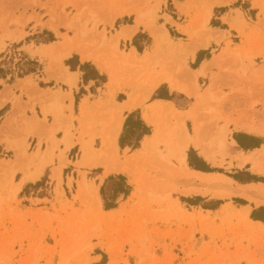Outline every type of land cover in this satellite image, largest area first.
I'll list each match as a JSON object with an SVG mask.
<instances>
[{
  "label": "rangeland",
  "instance_id": "1",
  "mask_svg": "<svg viewBox=\"0 0 264 264\" xmlns=\"http://www.w3.org/2000/svg\"><path fill=\"white\" fill-rule=\"evenodd\" d=\"M190 2L192 5H188L189 0H159L156 8V0H0V52H4L0 74L26 77L33 90L44 85L40 80L42 65L23 52L35 56L30 52L36 50L35 45L57 41L58 51H64L68 44L81 45L97 55L115 73L116 79L121 76L123 83L139 88L147 84L151 71L155 72L157 67H163L164 75H168L166 69L170 66H166L164 59L172 55L177 59L175 55H181L175 49L170 52L169 47L180 48L191 43L186 29L194 28L200 38L208 39L205 54L211 60L204 63L205 67L208 65L204 78L199 83L196 78L194 82L196 95H176L173 102L188 107L203 123L206 132L202 144L214 155L209 164L195 157V149L189 152L190 160L200 169L191 168L210 174L209 183L197 180L195 174L178 164L172 154L171 139L142 152H110L104 155L102 165L94 167L92 154H100L107 140L105 133L113 106L88 117L89 132L83 130L78 137L80 155L75 148L67 156L72 142L67 146L66 137L63 142H56L54 135L66 127L64 135L71 136V113L67 125L61 121L65 107L59 100L52 101L49 107L37 101L38 96L52 91L30 94L28 88L31 118L35 117L39 126L32 129L28 124L32 130L19 141L18 130L25 124V118L16 116L13 121L17 131L7 142H0L3 144V148L0 146V264H264V225L252 223L248 217V210L255 204L241 196L227 195L229 185L236 188L238 184L258 182L263 184L258 186H264L263 176L256 178L240 166V161L245 159L264 170V149L255 157L238 150L237 154H227L219 150L222 140L216 136L217 129H223L222 139L227 145L232 142L235 124L241 122L264 130V55L244 58L245 52L256 53L264 46V0ZM215 6L225 8L212 12ZM120 7L132 13L136 8L142 14L144 35L137 36L135 43L142 47L150 45L152 49L150 55L145 54L147 61L143 57L136 61L142 69L130 59L128 40L118 39L121 25L132 23L135 17L123 16L112 22L113 13ZM209 7V21L202 24ZM47 21L63 25L58 35L43 26ZM236 21L242 24L238 29L233 27ZM36 30L40 32L29 36ZM164 31L168 32V39L162 35ZM102 34L104 43L99 44L95 38ZM21 45L27 46L20 48ZM45 50L47 53L38 57L47 61L46 71L51 77L58 69L55 59L59 53ZM189 57L185 53L186 71L192 76L194 72L187 67ZM18 91V97L12 94L13 103L19 102L24 94L23 88L19 87ZM44 109L53 112L49 113L53 118L51 128L57 124L58 129H53L50 136H38L37 142H27L29 136H35L36 129L47 124ZM132 124L135 135L139 126L136 122ZM192 126L191 121L186 122L190 133ZM99 137L102 146L94 142ZM233 137L245 147L255 145L246 138ZM36 151L49 154L51 162L40 181L31 182L35 184L20 191L26 174L36 170L37 165L27 162V157ZM18 152H23L26 158L18 160ZM83 153L89 160L79 165ZM93 167H101L104 176L105 170H110L111 175L107 174L104 182L103 177L97 178L102 185L94 179L98 171ZM73 169L76 171L71 173ZM56 170L61 172L59 179L54 177ZM215 176L232 182L219 183ZM109 178L112 179L108 181ZM124 184L129 189L126 196L122 193L126 189ZM253 188L264 192V187ZM193 190L201 192L185 194ZM206 190L208 193L202 194ZM30 196L44 199L27 201L25 197ZM101 201L104 210L110 204L115 207L119 204L120 208L114 213H103ZM258 216L264 218V213ZM250 219L253 220L251 216ZM94 255H100L97 263Z\"/></svg>",
  "mask_w": 264,
  "mask_h": 264
},
{
  "label": "crops",
  "instance_id": "2",
  "mask_svg": "<svg viewBox=\"0 0 264 264\" xmlns=\"http://www.w3.org/2000/svg\"><path fill=\"white\" fill-rule=\"evenodd\" d=\"M183 2L185 1H182V3ZM219 8H225V6H215L213 7L212 12H214L215 9H219ZM234 10H237V9H234ZM224 14L227 15V13H224ZM125 16H129V15H125ZM131 16L134 17V15H131ZM223 16L224 15H222L221 18ZM121 17H118V16L112 17V22H114L115 19H118ZM28 22H30V20ZM47 23H49V21L45 22L43 26L55 32V34L57 35H58V29L60 27H63L62 24L57 23L56 28L52 29L47 25ZM226 23L227 22H225V24ZM133 24H134V20H132V23H129V24L123 23L121 25L122 30L118 34H121L125 27L132 26ZM142 28L143 26H140L138 30L133 34L131 39H126V41L128 40V45H129V48H127V51L131 53L130 59L132 61L135 60L134 61L135 65L138 66L140 69H142L143 66L137 65L136 61L138 59H141L142 57L144 58V61H147L148 56H145V54L150 55V51L152 50L149 48L150 45H148L147 47H142V45L139 46L138 44L135 43L137 36L144 35V30ZM39 32H40L39 30H36L35 32L30 33L29 36L37 34ZM55 34L53 33L54 37L56 38L57 36ZM24 40L25 38L23 39V41ZM120 40L124 41V39L122 38ZM25 46L27 45H23V46L21 45L20 48H23ZM80 46L81 45H77V44H68L66 48L64 49V51H58L59 50L58 42L49 41L46 43L35 45L36 50L32 49L30 51L33 53L32 55H35V56H30V54L23 52L24 54L29 55V57H33L32 59H35L37 62H39L40 65H42V71L40 72V76H41L40 80H42L44 84L42 88L38 87V89H34V90L30 89L31 85L29 83L28 78L26 77L14 78V76L9 75L7 72H5V74H0V142H7V139H9L17 131V126L13 121V119H15L16 116L19 119L21 117L25 118V124L20 126L21 128L18 130L19 141L24 140L27 137L26 136L27 132H30L33 128L39 126V121L37 120L38 122L36 124L34 123L35 117L31 118L32 114L29 110V107H30V105L28 104L29 100H28V96L26 95V91L28 88L30 89L29 90L30 94H36V93L38 94L39 90L44 91V92L48 90L52 91V92H47L43 94L42 96L41 95L38 96L37 101H39L41 105L45 103V106L49 107L52 101L59 100L60 104L65 107L63 108V112H62V116H64V118L61 117L62 122L65 121L67 122V125H68V117L72 115L71 117L73 118V121H72L73 128L70 130L71 136L68 134L64 135V129L66 127L63 130L57 131L54 135L56 142H63L65 137H66V142L68 143L72 142L70 148L67 151L68 152L67 156L73 150H75V148L78 149V152L80 155V151H79L80 148H79V144L77 143L80 132L83 130L88 131L89 130V125H88L89 118L88 117L93 114L102 113L103 111H105L106 106L107 107L113 106L110 124L106 128V133H105L107 134V140L104 141L100 154H92L93 158L91 160L104 161L106 159L104 155L109 154L110 152H115L114 149H116V151L118 150L120 153H123L127 150L130 153L144 151L143 147H144L146 140L152 139L155 136L156 126H159V125H162V130H163L162 136L160 138V142H166L170 140L168 126L170 125L171 122H173V120L170 119L169 121L167 115L163 112L164 111L176 112L179 114H185L187 112H190L188 111L189 109L188 107H179L173 102V96L182 95L186 97L187 95L176 89H172L169 82H162L159 86L153 89L148 94L147 97H145L144 91H145L146 86L149 84L150 80L157 79L160 76H168L170 80L172 79L175 82H178L184 85H185V80L188 81V79H186V76L185 75L181 77L177 76L176 73L173 71L172 66L166 69L168 71V75H164L162 71L163 67H157L155 68V72L151 71L150 78L147 84L144 85L143 87L136 88L135 84L131 85V84L123 83L121 76L120 78L116 79L115 73L109 68H107V65L103 64V61L100 60V58L97 55H94L93 53H91L90 58L83 59L82 55L79 53ZM47 48L52 49L53 51H57L59 53L58 58L55 59L56 60L55 62L58 64V69L55 72V75L51 77L48 76V72L46 71L47 70L46 68L48 67L47 61L45 60L44 57H38L39 55L44 56L47 53L45 50ZM204 48L206 47L198 48L192 55H190L191 57L188 58L187 67L188 69H190V71L196 72L200 70V68L205 62H207L208 60H211V59H208L209 57L208 58L206 57L205 52L208 50L207 48L206 49ZM83 50L88 51L87 48H83ZM146 50L148 51L146 52ZM3 53H4L3 51L0 52V68L4 67L3 65H1V62L3 59L2 58ZM150 60H151V57L149 59V62ZM68 61L69 63L67 65L66 62ZM65 78L73 79V82H74L73 85L71 86L68 85L66 83V80H64ZM203 78L204 76L202 75L197 76V82L199 83ZM19 87L23 88L24 94L21 96V100L19 102L13 103L12 94H14L15 97H18L20 95L18 91ZM187 97H193V96H187ZM137 99H141V100H137ZM142 100H145L144 104ZM99 102H101V104H99ZM129 103L133 104L134 107L130 111L122 112L123 119H122L121 124L118 125L115 122V119L117 115L119 114L120 110L123 109L124 106ZM44 110L46 112L45 117L47 119V124L45 126L43 125L41 129H36L37 131H35V136L34 137L29 136V138H27L28 139L27 142H37L38 136L40 137L43 135L50 136V133L51 131H53V129L54 130L58 129L59 126L57 124L55 126H52L51 128V125L53 123V118L49 113L53 114V112H50L46 109ZM36 113H38V111H36ZM37 116H38V119L41 120V117H39L38 114ZM26 118L27 119L31 118V119H29L28 121L26 120ZM62 119H65V120H62ZM149 120H152L154 123L150 122ZM187 121L189 120L185 121V126H186ZM62 122H60V124H64ZM132 122H136L140 124L139 130L136 131V134H135L136 136L133 134V131L135 129L133 128V124L131 125ZM28 124H30L32 128L31 130L29 128L30 126L29 127L27 126ZM97 130L99 131V129ZM143 130H147V131L149 130V133L144 134ZM234 130L235 131L232 134V137L230 138V140L234 142V145L237 148V150L240 151L243 155L249 154V157L251 156L255 157L257 155L256 154L257 152H260L262 149H264V133L254 134V133H249V132L245 133V131L240 132L242 130H237V129H234ZM109 132L111 134L110 137H109ZM187 132L189 134H192L188 130ZM234 135H237V137H240V138L242 137L246 138L254 142L255 145L253 147L252 146L246 147L245 149L241 148L237 143L238 139H235L233 137ZM129 137L131 138L129 139ZM84 140H86V138ZM94 142L96 145L98 144V146H102L101 137L96 138ZM114 145H116V147ZM0 146L3 148V144H0ZM100 148L96 149V151H99ZM191 149L194 150L195 148L193 146H189V148L187 149L185 163L182 168L187 169L190 173H193V174L209 176L210 174H205L202 171L194 170L191 167H189V160H190L189 152ZM194 151H195L194 152L195 157L197 159H203L207 163L210 164V162H208V160L204 156H202L197 149H195ZM89 155H91L90 152H89ZM248 164L251 165V163L246 162L242 166L243 167L242 169H245V171H248L250 175L256 178H259L262 176L264 177V174L254 171L253 168L258 165L252 164L250 168ZM211 165L213 166V164ZM103 167L105 168V166ZM65 168H68V166ZM242 169H239V170L243 171ZM94 170L98 171L94 179H96L97 184L99 185H102V183L100 184L99 182L100 178L103 177L102 182H104V179H106L109 175H111L109 174L111 172H108L107 170H105L106 176H104V170L101 167L94 168ZM74 171L76 170L73 169L71 173ZM118 174H121V173H117V175ZM41 177L42 176H40V178L36 181H40ZM97 178H99V180ZM31 182L32 181L25 180L22 184L20 191H22L23 188L29 184H35ZM258 185H263V184L258 183V182L246 184V186H252L256 188L264 187V186H258ZM25 199L27 201L32 200L33 202L35 201L41 202L44 198L30 196V197H25ZM28 205L30 206V203ZM26 206L27 205H25V207ZM119 208L120 206L118 204L117 207L104 210L103 203L101 201V211L103 213H111V212L114 213L118 211ZM261 213H264V204L259 205V206L255 204L253 207H250V209L248 210L249 220L252 223H255V224L260 223L259 225L261 224L264 225V223L260 221H253L250 219L251 214L257 215L258 217V215ZM99 257L100 255L93 256V258L95 259L94 263H97L99 261Z\"/></svg>",
  "mask_w": 264,
  "mask_h": 264
},
{
  "label": "bare ground",
  "instance_id": "3",
  "mask_svg": "<svg viewBox=\"0 0 264 264\" xmlns=\"http://www.w3.org/2000/svg\"><path fill=\"white\" fill-rule=\"evenodd\" d=\"M192 0H189V4H191L192 2H190ZM159 0H156V4L154 5L156 8L159 7ZM192 5V4H191ZM190 9V8H189ZM134 13H132V10H129L127 8L124 7H120V8H116L115 12L113 13L114 17H121V16H125V15H135V19H134V24L132 26H128L125 27L124 30L122 31L121 34L118 35V39L120 40L121 38H123L124 40L126 39H131V37L133 36V34L138 30V28L140 26H142L143 21H142V14L135 8L133 9ZM264 13V10H263ZM204 19H203V23L205 24L209 21V18L211 16V8L209 7L207 9V11L205 12ZM201 22V20H200ZM236 24H233V27L238 29L242 24L241 22H234ZM56 24L57 23H53V22H49L47 23V25L52 28L55 29L56 28ZM188 27V26H187ZM194 29V28H193ZM192 29V30H193ZM148 30L150 31V27H148ZM187 34L188 36L191 37V43L189 44H185L182 45L183 47L180 48H173L172 46L169 47V51H174V49L176 51H178V53H181V55H177L178 56L177 59H174V56L172 55V57L170 58H166L164 59V63L166 64V66H172L173 67V71L176 73L177 76H186L185 82L188 84H180L178 82H175L174 80H170L168 76H160L157 79H152L150 80L149 84L146 86L145 88V97L148 96V94L155 89L157 86H159L162 82H169L171 85L172 89H176L184 94H186L187 96H195L196 94V89H195V85L194 82L197 78V76L202 75L204 76L207 70V66L205 67L206 64L202 65V67L200 68V70L196 71L193 73L192 76L187 75V71H186V63H185V53L186 56L188 55H192L198 48L200 47H207V45L209 44L208 39L207 38H200L197 34L196 31H192L190 29V27H188L187 29ZM210 34V33H209ZM162 35L164 36V38L168 39L169 38V34L168 32L164 31L162 32ZM95 36V35H94ZM95 40L100 44V43H104V35H99L98 37L95 38ZM181 49V50H180ZM182 51L184 53H182ZM79 53L82 55L83 59H88L91 57V53H89V51H85L83 50V47L80 46L79 48ZM264 55V46L256 53H251V52H245L244 54V58L247 59H252V57H256V56H263ZM262 72H264V68L262 69ZM64 80H66V83L68 85H73V79L70 78H65ZM140 105V104H138ZM134 105L133 104H127L124 106L123 109L120 110L119 114L117 115L115 122L120 125L123 119V111H130L131 109H133ZM163 113H165L168 117V120L170 121V119L173 120V122L170 123V125L168 126V132H169V136L171 139V142H173L172 145V154L173 156L176 158L178 164L183 167L184 163H185V157H186V151L189 148V146H193L195 149H197L199 151V153L204 156L207 160H214V155L213 152L206 149L203 144H202V139H203V135H205L206 132V127L203 125L202 122L198 121L194 112L190 111L187 112L185 114H179L176 112H167L164 111ZM189 120L192 122V134H189L186 130V126H185V121ZM150 122L154 123L152 120H149ZM148 121V122H149ZM37 119H35L34 123L37 124ZM235 129L237 130H242L245 132H249V133H254V134H263L264 130H257L258 128H255L253 124H246V123H236L235 124ZM163 130H162V125L156 126V134L152 139H147L145 144H144V151L146 150H150L152 147L156 146L159 142H160V138L162 136ZM216 136L222 140L220 142L219 145V150L221 152H226L227 154H234L237 151V148L234 145V142H229L227 145L226 143L223 141L224 139V130L223 129H217L216 131ZM202 138V139H201ZM223 138V139H222ZM68 146V142H65ZM116 147V145H114ZM114 151H116V149H114ZM48 153V152H47ZM237 154V153H236ZM18 156V160L19 159H25V154L23 152H18L17 153ZM89 160V157L86 156L85 153H83L80 161H79V165H85L87 164V161ZM27 162L29 164H35L36 166V170L34 172H31L30 174L27 173L26 174V179L25 180H29L32 182H35L36 180H38L40 178V176H42L45 167L47 166L48 163L51 162V158L49 156V154H42L39 151H36V153L32 154L30 157H27ZM104 163V161H96L94 162V167L102 165ZM246 163V160H241L240 161V166H243ZM254 171L258 172V173H262L264 174V170L258 166H255ZM108 172H110V170H107ZM188 171V170H187ZM188 173H190L188 171ZM60 174L61 172L59 170H56V172L54 173V177L59 179L60 178ZM191 174V173H190ZM196 177L197 180L199 181H205L208 182L211 181V176H204V175H198L195 174L194 175ZM25 177V174H24ZM23 177V178H24ZM216 179L218 180L217 182L222 184L224 183H230L232 181H230V179L226 178V177H217L215 176ZM23 180V179H22ZM84 183V182H83ZM82 183V184H83ZM135 184V183H134ZM230 190H228L227 195H234V196H241L245 199H247L250 202L255 203L256 205H262L264 204V192L261 191H257L255 190L252 186H241V185H236V188H233L232 186L229 185ZM200 190H193L191 192H185V194H191V193H200ZM208 191L206 190L205 192H203L202 194H207Z\"/></svg>",
  "mask_w": 264,
  "mask_h": 264
},
{
  "label": "trees",
  "instance_id": "4",
  "mask_svg": "<svg viewBox=\"0 0 264 264\" xmlns=\"http://www.w3.org/2000/svg\"><path fill=\"white\" fill-rule=\"evenodd\" d=\"M137 126H139L140 124L139 123H137L136 124ZM143 133L144 134H147L148 132H147V130H143ZM237 143H238V145L241 147V148H246L242 143H240V141H238L237 140ZM121 145H122V143H121ZM253 147V146H252ZM255 148V147H254ZM189 166L190 167H192V168H194V169H200L199 167L197 168V166L195 165V164H193L192 163V161L190 160L189 161ZM201 170H203V171H207V169H201ZM112 178H109L108 179V181H110ZM118 179H120V181H124V179L122 178V177H118ZM124 187H126V189L122 192L125 196L126 195H128V188H127V186H125V184H124ZM102 193H103V190H102ZM115 207V204H110V205H106L105 206V208L106 209H111V208H114ZM251 218L253 219V220H255V221H264V218H261V217H257L256 215H254V214H252L251 215Z\"/></svg>",
  "mask_w": 264,
  "mask_h": 264
}]
</instances>
